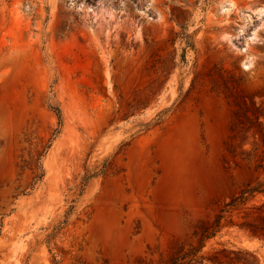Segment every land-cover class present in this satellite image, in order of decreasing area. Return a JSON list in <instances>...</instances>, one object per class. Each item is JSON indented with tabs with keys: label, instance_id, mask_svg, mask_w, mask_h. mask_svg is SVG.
Wrapping results in <instances>:
<instances>
[{
	"label": "rangeland",
	"instance_id": "rangeland-1",
	"mask_svg": "<svg viewBox=\"0 0 264 264\" xmlns=\"http://www.w3.org/2000/svg\"><path fill=\"white\" fill-rule=\"evenodd\" d=\"M242 102L264 0H0V264H264Z\"/></svg>",
	"mask_w": 264,
	"mask_h": 264
},
{
	"label": "trees",
	"instance_id": "trees-1",
	"mask_svg": "<svg viewBox=\"0 0 264 264\" xmlns=\"http://www.w3.org/2000/svg\"><path fill=\"white\" fill-rule=\"evenodd\" d=\"M54 110H55V112L58 116L59 122H60L61 113H60L59 107H54ZM248 112H250V113H248ZM262 118H264V106L255 105L253 102H251V105H247L246 102H242V104H240L239 110L236 111V113H235L236 123L244 124L246 122V120L250 119L251 121L256 123L258 132H260L259 130H261L260 125H261V121H262L261 119ZM258 128H260V129H258ZM260 136L262 139L264 138L262 133H260ZM250 191L261 192L262 189L252 188ZM237 198H238V200H240V199H244L245 197L243 195H239L238 197L232 198L229 202L225 203L223 205V207L220 208L219 213L217 214V217L215 220V226L219 224V221L222 217V213L225 211H229L230 208H232V206L235 204Z\"/></svg>",
	"mask_w": 264,
	"mask_h": 264
}]
</instances>
